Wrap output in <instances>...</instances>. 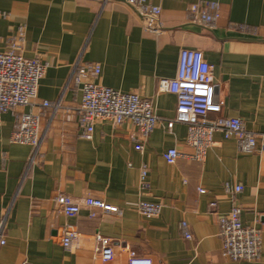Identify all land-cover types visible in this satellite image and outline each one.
<instances>
[{"label":"crops","instance_id":"crops-1","mask_svg":"<svg viewBox=\"0 0 264 264\" xmlns=\"http://www.w3.org/2000/svg\"><path fill=\"white\" fill-rule=\"evenodd\" d=\"M148 1L159 14L127 0H0V51L14 40L24 56L47 65L33 103L0 118V264H126L130 248L164 264H264V151L243 152L217 131L206 159L191 157L187 123L167 126L177 96L159 90L162 77L176 76L181 49H200L222 103L210 118L241 117L264 141V0ZM200 1L220 3L213 27L188 19L190 5ZM77 62H99L97 82L153 101L159 121L142 150L129 121L98 120L92 138L82 136V93L70 81ZM44 100L51 105L43 107ZM21 112L40 114L35 158L31 145L11 140ZM173 146L182 154L171 164L163 154ZM239 184L243 190L235 193ZM59 193L81 204L76 216L64 213ZM89 195L119 211L87 206ZM141 200L160 202L161 213L143 215ZM234 205L244 224L262 230L258 260L223 254L219 217ZM66 223L111 237L123 252L103 261L90 250L68 251L60 242Z\"/></svg>","mask_w":264,"mask_h":264},{"label":"built area","instance_id":"built-area-1","mask_svg":"<svg viewBox=\"0 0 264 264\" xmlns=\"http://www.w3.org/2000/svg\"><path fill=\"white\" fill-rule=\"evenodd\" d=\"M137 6L143 13L159 14L160 7L148 0H127ZM188 19L213 27L220 17V3L217 1H200L190 5ZM20 32L19 39H23ZM19 46L13 40L11 47L0 51V118L20 105L32 104L37 97L41 77L46 71V63L39 58H29L18 51ZM101 73L99 62H77L70 77L76 91H81L79 105V125L84 137L92 138L95 123L108 119L117 126L131 122L136 127L132 138L137 149L142 150L145 142L159 121L154 110L153 101L142 97L136 92H123L97 82ZM159 90L170 91L177 96L176 117L167 122L171 128L175 121L188 125L187 142L195 149L191 157L204 160L214 145V133L221 131L226 138H235L238 147L243 152L264 151V141L258 135L246 128L241 117L225 116L210 118L213 112H220L222 103L216 100V83L213 78V65L206 59L200 49L183 48L180 51L178 70L175 77H162L159 80ZM43 107L51 105L44 100ZM11 140L29 144L33 147V158L39 153L42 141L40 132V114L21 112L16 117L15 128ZM182 153L176 147H170L164 152L168 163H175ZM148 167L143 165L142 177L147 175ZM243 190L242 185H236L235 193ZM200 191L204 189L200 188ZM56 201L69 217L76 216L81 204L71 195L59 193ZM85 204L106 211H119V208L104 199L87 196ZM138 210L146 216L159 215L162 211L160 202L141 200ZM91 215H96L92 212ZM219 234L223 241L224 256L233 260H258L262 254V230L253 225L243 223L241 207L234 205L232 209L219 217ZM1 232V230H0ZM187 237H191L187 233ZM61 244L70 252L90 250L99 255L103 261H111L123 252L116 249L111 237L95 233H82L77 226L66 223L62 227ZM5 243L0 233V244ZM126 264H164L150 256L141 255L136 249H128Z\"/></svg>","mask_w":264,"mask_h":264},{"label":"water","instance_id":"water-1","mask_svg":"<svg viewBox=\"0 0 264 264\" xmlns=\"http://www.w3.org/2000/svg\"><path fill=\"white\" fill-rule=\"evenodd\" d=\"M129 4H131L129 1H127ZM133 5V4H132ZM134 6V5H133ZM143 17H144V19L146 20V21H148L149 23H154V21L153 20H151V19H149L148 17H145L144 15H143Z\"/></svg>","mask_w":264,"mask_h":264}]
</instances>
